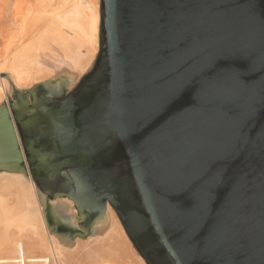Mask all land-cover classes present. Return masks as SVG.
I'll return each mask as SVG.
<instances>
[{"label": "water", "instance_id": "1", "mask_svg": "<svg viewBox=\"0 0 264 264\" xmlns=\"http://www.w3.org/2000/svg\"><path fill=\"white\" fill-rule=\"evenodd\" d=\"M63 85L9 99L40 189L89 227L109 203L146 264H264V0H101ZM0 162L25 170L7 111Z\"/></svg>", "mask_w": 264, "mask_h": 264}, {"label": "bare ground", "instance_id": "2", "mask_svg": "<svg viewBox=\"0 0 264 264\" xmlns=\"http://www.w3.org/2000/svg\"><path fill=\"white\" fill-rule=\"evenodd\" d=\"M98 7V0H17L19 35L6 40L1 48L0 74L5 72L6 78L0 76V116L2 111L9 113L25 170H10L0 162V264H146L132 249L109 203L89 227L74 199L40 191L9 100L17 102L11 96L15 88L31 89L62 75L73 82L79 78L98 48ZM65 86L64 96L68 94ZM44 194L58 223L81 228L85 234L79 233L80 238L91 236L68 240L62 247L60 237L49 240L40 202Z\"/></svg>", "mask_w": 264, "mask_h": 264}, {"label": "rangeland", "instance_id": "3", "mask_svg": "<svg viewBox=\"0 0 264 264\" xmlns=\"http://www.w3.org/2000/svg\"><path fill=\"white\" fill-rule=\"evenodd\" d=\"M16 4H17V0H0V56H1V48L3 47L4 42L8 39L15 38L19 35L20 29H19V23L16 19V8H15ZM98 6H99L98 7V13H99V18H100L101 0H98ZM99 22H100V20H99ZM86 23L87 22H85V24ZM97 38H98L97 39V42H98L97 47L98 48L96 51V55L94 56L93 60L91 61V64L89 65V67L79 76L78 79L74 80V82H73L72 79L65 77V75H62V76L60 75L61 77H53V78H58V79L64 78L65 80L67 79L68 85L65 86V90L67 93H69L71 90H73L76 87L77 83L81 80V78L93 68L95 60L97 58V54L99 53V49H100V24H99V32H98ZM0 76L3 78L4 77L6 78V73L2 72L0 74ZM11 96L13 97V94ZM39 189H40V187H39ZM40 191L42 192L41 189H40ZM46 200H47V197L45 195L44 198H42V200H40V202L42 204L43 216L45 218L46 226L48 229L49 240H50V237H52L54 235L60 237L58 244L61 245V247H62L65 244L64 242H66L68 240H70V241H72V240L74 241L75 239L86 240L91 236V235H89L87 238H80L79 233L85 234V232L81 228L75 230V228L73 226L70 227L69 224L60 223V222L58 223L56 221L55 217L52 215L53 213L50 209V206H51L50 200L48 199L49 202L48 201L46 202ZM126 236H127V234H126ZM127 239L129 241L130 245L132 246V249L136 251V252L135 251L134 252L140 256V254L137 252V250L135 249L133 243L131 242V240L129 239L128 236H127ZM144 262H145V260H144Z\"/></svg>", "mask_w": 264, "mask_h": 264}]
</instances>
